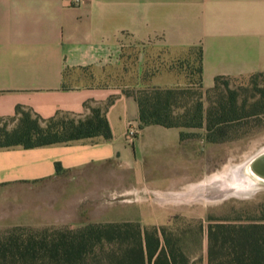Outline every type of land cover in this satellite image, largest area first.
<instances>
[{"label": "crops", "instance_id": "0c3cea01", "mask_svg": "<svg viewBox=\"0 0 264 264\" xmlns=\"http://www.w3.org/2000/svg\"><path fill=\"white\" fill-rule=\"evenodd\" d=\"M194 52L203 89L217 78L263 75L264 0H0V120L18 107L44 120L84 118L86 104L114 99L110 140L0 149V233L70 227L74 180L89 188L107 168L111 187H136L151 152L180 147L179 129L139 128V105L127 92L192 87L182 62ZM129 124L139 130L133 143ZM202 257L208 264L207 244Z\"/></svg>", "mask_w": 264, "mask_h": 264}, {"label": "trees", "instance_id": "16d2710c", "mask_svg": "<svg viewBox=\"0 0 264 264\" xmlns=\"http://www.w3.org/2000/svg\"><path fill=\"white\" fill-rule=\"evenodd\" d=\"M201 74L198 53L192 72L196 81L190 83L202 89ZM225 80L228 79L217 78L210 90H216L220 81ZM191 91V87H154L127 93L135 96L139 105L140 129H179L181 142L184 130L203 128L207 130L208 142H226V133L233 125L264 111V91L251 104V112L235 94L219 96L206 109L201 95L197 98ZM113 101L110 99L104 107L86 104L91 113L84 118L58 114L44 120L18 107L14 118L0 120V149L66 145L100 137L110 140L112 132L106 111ZM203 228L202 223L194 231L145 228L129 221L89 224L78 229L50 227L39 232L15 227L0 233V264H203ZM187 238L196 245L195 251L188 247ZM206 242L208 264H264V210L258 220L246 223L210 221Z\"/></svg>", "mask_w": 264, "mask_h": 264}, {"label": "rangeland", "instance_id": "374dc122", "mask_svg": "<svg viewBox=\"0 0 264 264\" xmlns=\"http://www.w3.org/2000/svg\"><path fill=\"white\" fill-rule=\"evenodd\" d=\"M190 55L189 61L182 62L187 82L196 81L197 77H193L192 72L197 66L198 52ZM191 90L197 98L201 95L206 109L219 96L235 94L239 103L245 101L247 112H251V104L259 100L264 91V74L220 81L214 91L197 86H192ZM184 133L180 147L164 144L155 155L152 152L148 155L144 172L134 178L138 183L136 187H111V171L107 168L96 170V184L89 188L81 186V179L74 180L71 189L67 188L74 191L79 201L75 204L74 223L70 227L78 229L89 224L132 219L145 228L194 231L202 223L205 249L210 221L258 220L264 210V177L254 172L250 162L257 158L253 163L264 168V155L258 157L264 151V111L233 125L226 133L229 140L223 143L208 142L206 128L184 130ZM238 168H241L240 177L248 184L239 183L235 172ZM50 227L34 230L39 232ZM187 239L188 247L195 251L196 245Z\"/></svg>", "mask_w": 264, "mask_h": 264}, {"label": "bare ground", "instance_id": "6f19581e", "mask_svg": "<svg viewBox=\"0 0 264 264\" xmlns=\"http://www.w3.org/2000/svg\"><path fill=\"white\" fill-rule=\"evenodd\" d=\"M262 155H264V151L262 152V153H260V156H258V157H261ZM257 158H255V160H256ZM255 160L253 159L252 160V162H250V164H253V170H254V172L255 173H257L258 175H260V176H262V177H264V168L263 167H261V166H257V162L254 164L253 162H255ZM260 160V159H259ZM257 161H258V159H257ZM237 170V169H236ZM243 171H244V167L242 168V173H243ZM236 172V177L239 179V183L240 184H242V185H245V184H248L247 183V180H245V179H243L242 177H240V172H241V168H238V170L237 171H235ZM251 182V184H252V181H250ZM233 183V182H232ZM244 188H246V187H244ZM248 188V187H247Z\"/></svg>", "mask_w": 264, "mask_h": 264}, {"label": "built area", "instance_id": "2783aa9c", "mask_svg": "<svg viewBox=\"0 0 264 264\" xmlns=\"http://www.w3.org/2000/svg\"><path fill=\"white\" fill-rule=\"evenodd\" d=\"M76 2L78 3L79 0H76ZM139 133V130L136 126H134L133 124H129V127L127 129V133H126V140L129 143H133L137 137Z\"/></svg>", "mask_w": 264, "mask_h": 264}]
</instances>
